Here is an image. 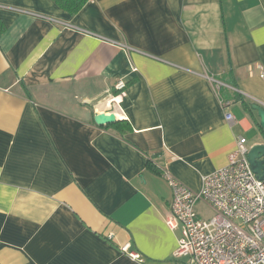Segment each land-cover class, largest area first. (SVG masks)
Masks as SVG:
<instances>
[{
    "label": "crops",
    "instance_id": "1",
    "mask_svg": "<svg viewBox=\"0 0 264 264\" xmlns=\"http://www.w3.org/2000/svg\"><path fill=\"white\" fill-rule=\"evenodd\" d=\"M262 74L264 0H0V264H184L163 172L263 142Z\"/></svg>",
    "mask_w": 264,
    "mask_h": 264
},
{
    "label": "built area",
    "instance_id": "2",
    "mask_svg": "<svg viewBox=\"0 0 264 264\" xmlns=\"http://www.w3.org/2000/svg\"><path fill=\"white\" fill-rule=\"evenodd\" d=\"M126 86L120 78L116 89L123 91ZM113 100L117 101L115 96ZM226 119L231 124L236 121L231 112ZM249 148L246 136L240 135L227 164L204 175L199 190L168 170L163 172L172 191L165 221L172 230L181 231L174 257L185 259L184 264H264V180L253 171ZM200 204L212 210L210 218L199 215ZM121 250L141 264L146 261L130 241Z\"/></svg>",
    "mask_w": 264,
    "mask_h": 264
},
{
    "label": "water",
    "instance_id": "3",
    "mask_svg": "<svg viewBox=\"0 0 264 264\" xmlns=\"http://www.w3.org/2000/svg\"><path fill=\"white\" fill-rule=\"evenodd\" d=\"M119 101L120 97H116ZM252 108L257 111L260 119V124L264 129V105L256 102L252 104ZM114 113L101 112L95 115V121L99 125L109 124L116 121ZM264 140V135L262 134ZM248 158L252 165L253 171L257 174L258 178L264 180V141L255 144H250Z\"/></svg>",
    "mask_w": 264,
    "mask_h": 264
},
{
    "label": "trees",
    "instance_id": "4",
    "mask_svg": "<svg viewBox=\"0 0 264 264\" xmlns=\"http://www.w3.org/2000/svg\"><path fill=\"white\" fill-rule=\"evenodd\" d=\"M54 1L62 9L66 10L67 12L71 14H75L81 11L89 0H54ZM220 89H222L221 86H220ZM222 100L225 101L223 98ZM245 106L248 109V111L252 114V118H253V121L257 129L264 135V129L262 125L260 124V119L258 117L257 111L252 108V104L245 103ZM117 121H114V122H117ZM114 122H111V123H114Z\"/></svg>",
    "mask_w": 264,
    "mask_h": 264
},
{
    "label": "rangeland",
    "instance_id": "5",
    "mask_svg": "<svg viewBox=\"0 0 264 264\" xmlns=\"http://www.w3.org/2000/svg\"><path fill=\"white\" fill-rule=\"evenodd\" d=\"M197 209L199 211V215L201 217H204V218H210L213 214L212 210L210 208L204 206L203 204H200Z\"/></svg>",
    "mask_w": 264,
    "mask_h": 264
}]
</instances>
